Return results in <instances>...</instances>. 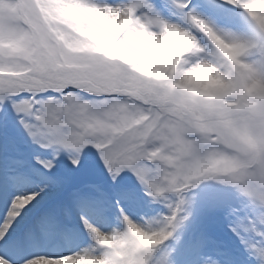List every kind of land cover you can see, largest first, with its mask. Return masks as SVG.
Instances as JSON below:
<instances>
[{
  "label": "snow or ice",
  "instance_id": "snow-or-ice-1",
  "mask_svg": "<svg viewBox=\"0 0 264 264\" xmlns=\"http://www.w3.org/2000/svg\"><path fill=\"white\" fill-rule=\"evenodd\" d=\"M185 138L264 166V0H0V264H178L186 193L219 183L157 181ZM232 231L264 264V228Z\"/></svg>",
  "mask_w": 264,
  "mask_h": 264
},
{
  "label": "rangeland",
  "instance_id": "rangeland-1",
  "mask_svg": "<svg viewBox=\"0 0 264 264\" xmlns=\"http://www.w3.org/2000/svg\"><path fill=\"white\" fill-rule=\"evenodd\" d=\"M244 31L251 35L254 29L250 25ZM125 175L130 177L129 183L135 185L139 190L140 185L135 177L131 173H125ZM186 195L191 201L188 205L191 216L177 232L180 238V250L176 254L178 264H210L212 260H218L220 264H248L237 259L239 257L238 249L243 248V245L240 237L232 231V227L238 223L245 225L255 223L258 228H264V225L260 224L261 210L253 206L248 198L241 196L235 188L215 181H205L197 188L189 190ZM226 205L236 207L237 212L231 214ZM152 207L162 209V212L151 213V216L159 218L161 215L167 214L166 205L154 203ZM117 226L122 227V225ZM194 236L200 237L201 242L207 240L200 246L203 258L199 256L197 260L194 259L193 253L195 249ZM88 241L91 242L90 245H94L91 236L88 237ZM187 243L190 244L188 248ZM228 243L231 246H228ZM215 245L221 250L214 251L213 246Z\"/></svg>",
  "mask_w": 264,
  "mask_h": 264
},
{
  "label": "clouds",
  "instance_id": "clouds-1",
  "mask_svg": "<svg viewBox=\"0 0 264 264\" xmlns=\"http://www.w3.org/2000/svg\"><path fill=\"white\" fill-rule=\"evenodd\" d=\"M155 151L161 160L158 167L162 169L156 177L157 181L183 184L193 174L194 168L207 164L209 168L205 171H211L220 184L235 188L241 196L252 202L259 201L264 204V166L254 169L245 167L249 159L248 153L237 142L222 139L218 143L210 144L207 139L185 138L181 143L168 139L165 143L156 145ZM260 218V223H264V210L261 211ZM153 226L162 227L163 220L157 218ZM136 232L144 243H150L154 238L142 228L138 227Z\"/></svg>",
  "mask_w": 264,
  "mask_h": 264
},
{
  "label": "bare ground",
  "instance_id": "bare-ground-1",
  "mask_svg": "<svg viewBox=\"0 0 264 264\" xmlns=\"http://www.w3.org/2000/svg\"><path fill=\"white\" fill-rule=\"evenodd\" d=\"M250 27V25L248 26V28ZM117 225V224H115ZM105 231H111L110 229H107ZM198 236H200V234L197 233ZM196 237L194 236L193 239H195V249L193 251L194 253V259L197 260V257H202L203 256L201 254H203L201 252V245L203 244V242H206L207 240H204V241H200V237ZM198 239V240H196ZM50 244L52 245H66V246H73L75 244V238L72 237V236H63V237H60L59 241L58 242H55V238L52 239L51 241H49ZM228 246H231L230 243L227 244ZM243 245V244H242ZM90 245H86L85 244H81L80 247L77 249V250H81L82 248L81 247H89ZM190 247V244L187 243V248ZM213 249L214 251L216 250H219L220 247H218L217 245L213 246ZM232 249H235V248H232ZM221 250V249H220ZM238 254H239V257L237 258L240 262H246L248 264H254V261H255V258L251 257L250 258V255H249V250L245 248V246L243 245V248L241 247L240 249H238ZM232 252V251H231Z\"/></svg>",
  "mask_w": 264,
  "mask_h": 264
}]
</instances>
